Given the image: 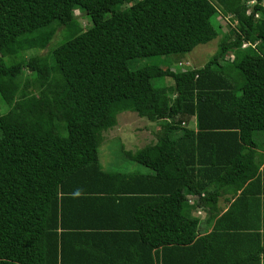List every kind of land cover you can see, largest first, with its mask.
Masks as SVG:
<instances>
[{"label":"trees","instance_id":"trees-1","mask_svg":"<svg viewBox=\"0 0 264 264\" xmlns=\"http://www.w3.org/2000/svg\"><path fill=\"white\" fill-rule=\"evenodd\" d=\"M263 1L0 0V264H264ZM220 13L235 24L203 66H131L216 38ZM129 110L158 125L120 145L147 169L106 170Z\"/></svg>","mask_w":264,"mask_h":264},{"label":"rangeland","instance_id":"rangeland-1","mask_svg":"<svg viewBox=\"0 0 264 264\" xmlns=\"http://www.w3.org/2000/svg\"><path fill=\"white\" fill-rule=\"evenodd\" d=\"M215 1V0H213ZM264 3V1H263ZM76 18L78 19L80 26L84 29L88 28L91 25L90 20L84 15L81 11L75 10L74 12ZM230 16H225L220 13L217 17L218 23L220 25V34L206 42L200 43L196 45L191 51L185 52L183 54H169V55H153L145 58H139L132 62L131 66L133 68L143 66L146 64H158L164 68H170L173 71H180L191 69L194 67H200L207 62V60L216 52L219 47L220 40L224 34H227L229 29L235 24V21H232ZM67 30L63 32V29L58 28L49 45L44 49H39V53H46L49 51V48H53L58 45L62 40L68 37ZM29 54V51L25 53ZM232 55L228 54L226 58H230ZM156 85L161 84H171L172 80L169 77H164L162 79H158L154 82ZM4 109L2 101L0 100V112ZM193 124V120L190 121ZM158 125L148 120L145 117H140L134 111H124L117 115V124L104 131V135H108L109 133H118L121 137L124 135H128L125 141L128 146L138 147L144 145L151 141L153 138V132L157 129ZM112 148L108 153H100V162L103 165V168L106 170H114V171H128V172H145L146 167L141 166L137 163L131 162L128 160L120 148L118 147L117 140H112ZM133 145V146H132ZM101 150V149H100Z\"/></svg>","mask_w":264,"mask_h":264},{"label":"crops","instance_id":"crops-1","mask_svg":"<svg viewBox=\"0 0 264 264\" xmlns=\"http://www.w3.org/2000/svg\"><path fill=\"white\" fill-rule=\"evenodd\" d=\"M109 139H113V140H118L119 142V145H121V147L125 150H136L138 148H141L143 145L141 146H138V147H131V146H128L127 145V142L125 141L127 138H129L128 135H124L123 137H121L118 133L114 132V133H109L108 134ZM145 145V144H144ZM133 146V145H132ZM219 204L220 206L223 207V209L226 208V205L220 200L219 201ZM190 215L192 216H197L199 218V231L201 232H208L211 230V226L208 225L205 221H204V214L202 213L201 215H197V213L193 210V208L190 209ZM81 216V220H83V222L89 220V222H95L94 225H98L97 227H95V231H97V233H124V232H118V231H121V230H115L114 228H106V227H103V226H106V224H111L110 223V220L112 218V216H109V217H102V215L100 213H95V212H91V213H87V214H80ZM119 224H122V225H125V226H121V227H118V229H128V227L126 226V224H128V217L126 215H124L122 217V222L119 223ZM99 228V227H101ZM101 231V232H99ZM66 245V243H65ZM70 252H67V251H64V255L66 258H68L71 254H69ZM107 257V256H106Z\"/></svg>","mask_w":264,"mask_h":264},{"label":"built area","instance_id":"built-area-1","mask_svg":"<svg viewBox=\"0 0 264 264\" xmlns=\"http://www.w3.org/2000/svg\"><path fill=\"white\" fill-rule=\"evenodd\" d=\"M244 45H245V44H244ZM189 202H191V203L193 202V197H191V196L189 197ZM200 213H201V210L198 209V210H197V214H200Z\"/></svg>","mask_w":264,"mask_h":264},{"label":"clouds","instance_id":"clouds-1","mask_svg":"<svg viewBox=\"0 0 264 264\" xmlns=\"http://www.w3.org/2000/svg\"><path fill=\"white\" fill-rule=\"evenodd\" d=\"M245 44V45H244ZM242 46H244V47H246V46H248V44L247 43H244Z\"/></svg>","mask_w":264,"mask_h":264}]
</instances>
